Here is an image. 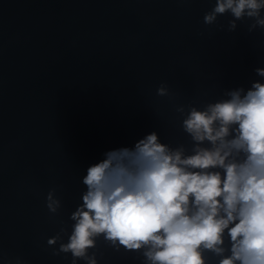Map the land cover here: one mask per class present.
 <instances>
[{"label": "clouds", "instance_id": "clouds-1", "mask_svg": "<svg viewBox=\"0 0 264 264\" xmlns=\"http://www.w3.org/2000/svg\"><path fill=\"white\" fill-rule=\"evenodd\" d=\"M224 15L232 17L229 32L238 21L249 33L264 29V0H215L203 22ZM254 71L264 78V67ZM156 95L174 101L179 94L161 83ZM174 110L188 145L164 143L152 131L104 152L82 177L86 191L68 217L70 234L61 220L47 240L53 255L98 264L91 250L102 238L142 264H264V82ZM56 191L45 199L53 218L63 206Z\"/></svg>", "mask_w": 264, "mask_h": 264}]
</instances>
